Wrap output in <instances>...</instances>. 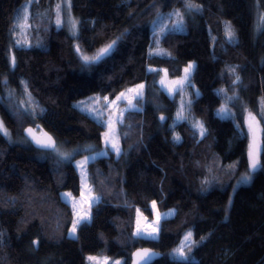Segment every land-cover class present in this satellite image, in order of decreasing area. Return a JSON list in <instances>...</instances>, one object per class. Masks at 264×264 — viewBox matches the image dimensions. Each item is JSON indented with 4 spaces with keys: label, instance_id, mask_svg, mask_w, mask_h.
<instances>
[{
    "label": "trees",
    "instance_id": "1",
    "mask_svg": "<svg viewBox=\"0 0 264 264\" xmlns=\"http://www.w3.org/2000/svg\"><path fill=\"white\" fill-rule=\"evenodd\" d=\"M60 2L0 0V120L11 134L0 135V264H87L89 254L129 264L140 247L161 253L152 264H264V168L234 189L249 171V113L260 121L264 145V23L255 30L264 0H192L198 11L185 9V0H70L79 21L75 38L55 24ZM25 6L28 44L17 45L14 24ZM176 9L182 27L166 31L157 45L154 29L161 18L170 23ZM225 22L234 30L232 40ZM113 40L118 43L109 56L83 67L77 45L92 55ZM156 48L164 54L149 55ZM189 61L199 94L186 104L188 118L174 122L178 94L170 97L158 86L160 69L175 78ZM140 84L139 108L125 112L117 126L122 152L116 155L102 144L105 124L74 102L91 94L113 98ZM25 96L30 113L20 109ZM222 104L230 109L227 117L216 114ZM191 121L202 122L206 135ZM27 125L77 153L67 162L44 156L23 136ZM103 149L106 155L87 164L99 200L90 220L69 237L73 213L60 193L79 195L73 160ZM260 158L264 164V152ZM153 201L175 214L161 221L157 238L133 236L137 209L152 217ZM187 231L198 243L187 260L173 257Z\"/></svg>",
    "mask_w": 264,
    "mask_h": 264
},
{
    "label": "snow or ice",
    "instance_id": "2",
    "mask_svg": "<svg viewBox=\"0 0 264 264\" xmlns=\"http://www.w3.org/2000/svg\"><path fill=\"white\" fill-rule=\"evenodd\" d=\"M32 0H28V3L30 4ZM64 2L67 4V6L70 8V0H64ZM63 4L58 3L56 5V20L55 24L56 26L62 27L65 23V21L62 19V9ZM200 6L198 4H195L192 2V0H185V9L187 10H199ZM158 16L160 15L159 10H157ZM172 17H175L174 19ZM260 20L262 23H264V14H261ZM29 21V10L27 6L24 7L22 12V18L20 15L17 16L16 23L14 24V28L20 29V34L23 35L28 27H30ZM169 21L170 23L164 22L163 18L158 22V29H154L153 36L155 38V42L157 45L159 44V38L163 36L166 31L171 29H180L183 25L184 16L181 13L179 9L174 10L171 14H169ZM68 23H70V30L73 34V36L77 33V25L79 24V21L75 18L69 17ZM225 35L229 40L234 39L235 33L232 29V26L230 23L225 22ZM119 39V38H118ZM17 45L21 44V40L16 41ZM24 43L27 44V41L25 40ZM118 43V40H113L105 47L99 49L96 53L92 55L85 54L83 49L77 45L76 51L80 55V59L82 61L83 67L87 68L90 67L93 64L99 63L102 61L105 57L109 56L111 52L114 50L116 44ZM160 55L164 54V50L160 48H156L154 50L150 49L149 55ZM13 65L15 64V57L12 58ZM195 67L194 64H189L187 68H185L184 72L185 75L179 80L172 81V87L168 88V93L170 96H175L176 94L182 92L184 90V87L186 84L190 83L189 77L191 70ZM149 71H158L157 69H149ZM234 72L235 69H232ZM165 75H167V72L165 70ZM239 76L236 77V80L233 81V84H235L237 81H239ZM161 87H165V80L161 79L160 81ZM145 85L140 84L137 85L135 89H128L127 92L130 93V96H127L124 92H121L115 100L109 101V98L107 96L103 97L102 99L97 97H89L86 101H79L75 105V107H79L81 111L86 112L89 116H91L93 119H95L98 123L103 124V115H104V109L107 107H110L112 105H117L118 102H122L123 100L127 99L128 104L127 107L124 109L118 110V112L115 114V118L112 117L109 118V121L107 123V131L104 133V139L105 143L110 144L111 148L119 155L121 153V148L119 147V141L116 131V125L123 123L124 113L127 111H131L137 108V104L133 103V100H136L139 102L143 98V89ZM220 92H224V89H220ZM11 95V93L9 94ZM235 95V94H234ZM233 97H228L229 100H231ZM190 105V101L185 102L183 97L181 98V107L177 112L176 119L177 120H185L187 119V116L185 115V104ZM43 111V110H41ZM220 114H230V109L227 107V104L222 105L221 108L218 110ZM259 116L261 119H264V110H262L259 113ZM249 117L251 118V121H255V124L257 126V129H259L260 121L256 119L255 116H253L251 113H249ZM161 120H165L166 118L164 116L160 117ZM239 127V126H238ZM39 126H37V129ZM193 128H197L200 132L201 137L206 135L207 129L204 127L203 123L200 121H196L193 123ZM37 129L28 128L26 129V133L28 137L31 138V140L36 144L37 148L55 152L58 157H60L61 160H68L71 158L72 153L68 152H61L57 143L53 140V138L48 135V133H43V137H39L36 135ZM0 135H3L4 137H8L10 139V132L5 127L4 122L0 120ZM249 135H250V142L248 146V168L249 171L245 173L243 176L240 177V180L238 183H247L251 179V175L253 172H255L259 168H264V164L261 163V153L264 152V145L261 144V141L259 139L257 130H254L251 123H249ZM174 140L179 142L180 137L179 135L174 136ZM91 146H89L90 148ZM106 152H100L97 153L99 156L105 155ZM95 159V157L92 156H86L82 161L77 162V167L81 170V180L82 183L85 185V189L88 192V196L86 197L90 203H95L99 200V196L92 194L93 190L91 187L87 186V172H86V165L90 160ZM231 167H235V165H232ZM71 193H64L62 194V197L68 198L71 197ZM81 196H84V191L81 192ZM75 200V198H73ZM75 208V204L73 205ZM153 210L156 209V202L153 201L152 203ZM137 212L140 213V210L137 209ZM173 212L170 211L168 213L160 214L159 212L156 213V220L155 224L156 227H153L150 232H145V230L141 227H137L136 231L133 233V236L135 237H147L151 239H155L156 235L159 230V222L162 219V216H170ZM90 220V216L88 213H84L80 215L77 219L73 221L72 229L70 230V237L75 238V233L77 230V227L84 222H87ZM151 227V225H149ZM203 239V238H202ZM35 244L36 241H33ZM198 242L193 240V233L191 231L187 232L183 239L181 240L180 244L177 248L173 249L172 254L180 259L187 260L189 258V253L192 252L193 247ZM159 255V253H152L149 252V250H139L137 253H134V259L133 264H147V261H150L154 256ZM92 264H125V262H122L121 260H115L110 261L109 257H98V256H89L87 258Z\"/></svg>",
    "mask_w": 264,
    "mask_h": 264
},
{
    "label": "rangeland",
    "instance_id": "3",
    "mask_svg": "<svg viewBox=\"0 0 264 264\" xmlns=\"http://www.w3.org/2000/svg\"><path fill=\"white\" fill-rule=\"evenodd\" d=\"M33 3H34V4L50 5V4H53V3H54V0H33ZM60 4H63V5H64V6H63V9H62V13H61V15H62V19L65 21V23H64V25H63L62 27H64L65 29H67L68 33H69L72 37L75 38V37L77 36V33H76L75 36H73V34H72L71 30H70V27H71V26H70V23H68V19H69V17H71V18H75L74 15L72 14L71 7L69 8V7L67 6V4L64 2V0H61ZM27 6H28V5H27ZM23 9H24V8H23ZM22 12H23V10H22ZM22 12L19 14V15L21 16V18H22ZM260 16H261V15H260L259 13H258L257 16H256V21H257V24L255 25V30H256V31H258L259 27H261V24H262V22L260 21ZM75 19H76V18H75ZM259 25H260V26H259ZM256 27H257L258 29H257ZM77 32H78V25H77ZM17 40H21V43H22V44H26V43H24V41L26 40V41H27V44H28V38H27L26 31H25V33H24L23 35H21V34H20V29H19V28H16V29H15V36H14V43H15V44H17V43H16ZM27 44H26V45H27ZM190 63L195 65V62H194V61H189V62L186 64V66L183 67L181 75L178 76V77H175V78H170V77L168 76V74L165 75V70H164V69H160V77H159V79H158V86H159V87H160V88H161V89H162V90H163L168 96H170V95H169L167 89L173 86L171 82H172V81L179 80V79H181L182 77H184V75H185L184 70H185V68L188 67V65H189ZM194 68H195V67H194ZM194 68L191 70V73H190V77H189L190 83L186 84L185 87H184V90H183L182 92L178 93L179 105H178V108H177V110H176V112H175V115H174V122L182 121V120H177V119H176L177 112H178V110H179L180 107H181V98L183 97L184 101L187 102V101L191 100L194 96H197V95L199 94V90H198V88H197V87L191 82V79H190V78H191V75H192V73H193V71H194ZM151 69H153V68H151ZM161 79H164V80H165V87H163V88L161 87V84H160ZM143 85H144V84H143ZM135 88H136V86H134V87H129V88H127V89H125L124 91H121V92H124L127 96H130L131 94L128 93L127 90H128V89H135ZM143 91H144V89H143ZM121 92H120V93H121ZM120 93H118V94H117L115 97H113V98H109V97H108V98H109V101L115 100L116 97H117ZM97 96H99L101 99H102L103 97H105V96H100V95H98V94H91V95H88V96H85V97H82V98L76 100V101L74 102V105H76L77 102H79V101H86L87 98H89V97H97ZM170 97H173V96H170ZM234 98H235V103H236V106H237L238 110L241 111V112L244 111V106L242 105L241 100H240L237 96H235ZM133 103L137 104L138 102H137L136 100H133ZM19 104H20V109H22L23 111H26V112H29V113L32 111V106H31L30 100H29V98H27L26 96L23 97V98H21ZM127 104H128V100L125 99V100H123L122 102H118L117 105H112V106L107 107V108L104 109L103 122H104V124H105V131L102 133V137H101V139H102V144H103L104 146L108 147V148H109L111 151H113L116 155H117V153L111 148V145H110V144H107V145H106V143H105V139H104V133L107 131V123H108V121H109V118L112 117V118L114 119V118H115V114L118 112V110L126 108V107H127ZM186 104H187V103H186ZM186 104H185V108H186ZM222 105H225V104H222ZM222 105H221V106H222ZM221 106L216 110V114H217L218 116H220V117H227L228 114H220V113L218 112V110L221 108ZM77 108L80 110L79 107H77ZM138 108H139V107H138V104H137V108H136V109H138ZM186 111H187V108H186V110H185V115L187 116V112H186ZM232 111L235 112V109L232 108ZM82 112H83V111H82ZM84 113H86V112H84ZM86 114H87V113H86ZM187 118H188V116H187ZM185 120H186V119H185ZM194 122H196V121H191L192 125H193ZM117 126H118V125H116V131H117ZM196 130H197L198 134L200 135L199 130H198L197 128H196ZM37 131L40 133V130H39V129H37ZM117 136H118V133H117ZM118 141H119V147H120L121 150H122V147H121V144H120V140H119V136H118ZM58 147H59V149H60L61 152H66V153L70 152V153H72L71 158L68 159V160H61L60 157H58L57 154H56L55 152H51V151H49V152H45V153H44V154H45L44 156L51 157V158H53V159H57V160H60V161H63V162H67V161H71L72 158H73V156L77 153V151H75V150H68V149L64 148L63 146H61V145H58ZM85 149L88 150L89 147H85V148H83V149H81V150H85ZM100 152H106V150L103 149L102 151H99V152H90V153H87V154H85V155H83V156H81V157H78L77 159L73 160V164H74V166H75V168H76V170H77L78 176H79V182H80V192H79V195H78V196H74L70 191H62V192L60 193V198H61L64 202L68 203V204L71 206L72 213H73V220H72L71 226L68 228V232H67V235H68L69 237H70V235H69L70 230L72 229V226H73V221H74L75 219H77L80 215L84 214V213H88L89 216H90V218H91V206L94 204V203H90L89 200L86 198L89 194H88V192H87L86 189H85V185L82 183V180H81V170L77 167V162H78V161H82L86 156H92V157L97 158V157H99V155H97V153H100ZM121 152H122V151H121ZM105 155H106V154H105ZM119 155H120V154H119ZM93 160H94V159H93ZM90 161H92V160H90ZM90 161H89V162H90ZM89 162H88V163H89ZM88 163H87V164H88ZM86 172H87V165H86ZM243 175H244V174H242L241 176H243ZM241 176H240V177H241ZM251 176H252V175H251ZM240 177H239V179L235 182V184H234V189H235L236 187H238L239 185H246V184L250 183V181H251V179H250L247 183H238V181L240 180ZM87 186L91 187L90 184L88 183V180H87ZM91 188H92V187H91ZM82 191H84V196H81V192H82ZM64 193H71L72 196H71V197H68V198H64V197H62V194H64ZM92 194H93V193H92ZM73 198H75V200H73ZM74 204H75V208H74V206H73ZM152 211H153V215H152V217H147V216H146L141 210H140V213L136 212V220H135V228H134V232L136 231V229H137L138 226L141 227V228H143V229L145 230V232H150V231L152 230L153 227H156V224H155L154 222H155V220H156V213H157V212H159L160 214L168 213V212H170V211L173 212V214L170 215V216H166V217L162 216V219H161L160 222H159V228H160V223H161V221H162L163 219H165V218H170V217H172V216L175 214V210H174L173 208L166 209V210H164V211H160L157 207H156L155 210H153V207H152ZM88 221H89V220H88ZM149 225H151V227H149ZM187 232H189V231H187ZM187 232H186V233H187ZM186 233H185V234H186ZM185 234H184V235H185ZM75 235H76V233H75ZM158 235H159V230H158V233H157V235H156V238L158 237ZM184 235L182 236L181 240L183 239ZM146 238H147V237H146ZM181 240H180V242H181ZM180 242H179V244H180ZM179 244H178V245H179ZM178 245H177L175 248H177ZM175 248H174V249H175ZM172 252H173V250H172ZM172 252H171V255H172L173 257H175V256L172 254ZM89 256L105 257V256H100V255L89 254V255L86 256V262H87V264H92V262H90V261L87 259ZM106 257H107V256H106ZM115 260H121V259H114V260H111V259H110V261H115ZM121 261H122V260H121Z\"/></svg>",
    "mask_w": 264,
    "mask_h": 264
},
{
    "label": "water",
    "instance_id": "4",
    "mask_svg": "<svg viewBox=\"0 0 264 264\" xmlns=\"http://www.w3.org/2000/svg\"><path fill=\"white\" fill-rule=\"evenodd\" d=\"M159 119H160V117H159ZM160 121L162 122L163 120L160 119ZM249 123L252 124L254 130H257V133H258L259 139H260V141H261L260 126H259V129H257V126H256V124H255V121H251V118L249 117V115H247L246 118H245V126H246V128H247V132H248V145H247V150H246L247 165L249 164V160H248V146H249V142H250ZM28 128L37 129V126L27 125V126H25V127L22 129V134H23V136L29 141V143H30L35 149H38V150H40V151H44V152H49V151H46V150H42V149L37 148L36 144L31 140L30 137H28V135H27V133H26V129H28ZM38 129L40 130V133H39L38 131H36V135H37V136H39V137H43V133H48V135H50V136L53 138V140L56 142L55 138H54V137H53L48 131H46V130H44V129H40V128H38ZM56 143H57V142H56ZM261 144H262V142H261ZM248 170H249V168H248ZM257 170H258V169H257ZM257 170H256V171H257ZM256 171H255V172H256ZM253 173H254V172H253ZM144 249H147V250H149V252H152V253H159V252H157V251H155V250H153V249H151V248H149V247H140V248H137V249H135V250L131 253L129 264H133V259H134L133 254H134V253H137L139 250H144ZM160 257H161V253H159V255L154 256L150 261H147V264H152L153 262H155V261H156L157 259H159ZM142 264H144V262H142Z\"/></svg>",
    "mask_w": 264,
    "mask_h": 264
},
{
    "label": "bare ground",
    "instance_id": "5",
    "mask_svg": "<svg viewBox=\"0 0 264 264\" xmlns=\"http://www.w3.org/2000/svg\"><path fill=\"white\" fill-rule=\"evenodd\" d=\"M243 174H245V173H243ZM71 226V225H70Z\"/></svg>",
    "mask_w": 264,
    "mask_h": 264
}]
</instances>
